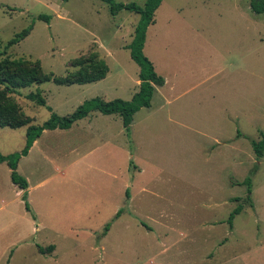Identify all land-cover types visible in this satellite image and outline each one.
<instances>
[{
  "label": "rangeland",
  "instance_id": "rangeland-1",
  "mask_svg": "<svg viewBox=\"0 0 264 264\" xmlns=\"http://www.w3.org/2000/svg\"><path fill=\"white\" fill-rule=\"evenodd\" d=\"M249 1H161L143 52L165 83L156 89L151 107L133 116V153L115 124L118 178L92 174L93 188L110 184L112 202L75 224L84 226L78 234L73 223L46 222L41 245L63 249L55 263L39 255L33 264H166L177 253L187 264H264V154L257 160L251 145L264 133V13L251 12ZM39 14L51 18L46 22ZM137 20L125 10L111 16L100 0H0V59L39 60L44 73L63 76L76 70L74 58L95 52L109 67L104 79L83 86L47 81L18 89L13 96L30 123H42L50 111L27 99L29 92L40 91L59 115L93 97L131 99L139 67L127 47ZM29 25L23 40L8 44ZM23 129H0L5 132L0 133L2 154L19 151L17 134ZM132 157L142 168L135 181L142 192H135L131 204L137 219L130 224L125 214L101 236L111 219L108 209L124 199L123 183H129L124 169ZM246 177L252 205L245 200L246 185L238 184ZM88 185L80 180L57 193L76 204L95 203L100 192L90 195L80 187ZM238 204L242 210L230 224ZM162 245L168 248L159 253Z\"/></svg>",
  "mask_w": 264,
  "mask_h": 264
},
{
  "label": "crops",
  "instance_id": "crops-1",
  "mask_svg": "<svg viewBox=\"0 0 264 264\" xmlns=\"http://www.w3.org/2000/svg\"><path fill=\"white\" fill-rule=\"evenodd\" d=\"M136 83H139L138 79H136ZM97 119L100 122H97ZM119 119L121 118L116 114L92 112L89 116L74 122L67 129H44L40 136L33 141L28 152L17 161L16 170L26 179V188H20L15 184L11 179V169L8 164L5 161L0 162V264H33L38 261L39 255H43L49 262L55 263V259L58 257H55V254H59L63 249L60 245L57 246L54 243L44 245V247L53 245L52 253H40L37 249V245L43 246L41 242L46 240L44 236L45 227H47L46 222L58 220L73 223L74 233L78 234L84 226L75 224L87 220L92 211L101 212L98 209L99 207L112 202L110 199L112 194L110 184L105 183L102 188H93L92 180L95 178V174L103 175V178L108 181L109 179L118 178L120 167L117 158H115V153L118 152L115 145H113L114 137L117 136L115 124L117 131H121L122 137L125 134L122 120V127L119 128ZM23 127H25V130L23 129L17 134L18 142L15 145L17 151L21 150L25 144L26 126ZM3 131L0 130V133H5ZM132 160L136 167L130 170L128 163L127 170L124 169V175L127 171L129 183H126V181L123 183L125 189L123 190L124 199L122 204L116 205L115 203L108 209L107 215L111 217L108 222H111V225L105 235L111 232L114 222H117L120 218L125 219V214L128 215L127 222L130 224L135 223L137 219L131 204L135 200V192L137 194L142 192V186L135 182L138 172H141L142 168L134 157H132ZM92 174L95 175L93 178ZM82 176H85V178L81 179ZM80 180H84L89 184L80 187H83L90 195H92L93 190L100 192V194H97L99 198L95 200V203L90 199L76 204L70 198L69 200L66 196L60 197L58 195L57 191L60 188L68 190ZM23 194H26L27 202L36 219L25 208ZM125 205H128V208H125ZM121 208L123 211L118 214L117 218L113 219ZM141 223L146 224L143 221H140ZM48 227L52 229L51 225H48ZM180 235L182 234H178V236ZM101 244L102 242H100L99 247L103 251V245ZM166 248H168V245H162L159 253H164ZM181 254H183V251ZM179 255L180 253L169 256L165 260L166 264H187L186 257L179 260L178 257H175ZM153 256H155V253ZM153 258L150 257V259ZM148 262L153 263L149 260Z\"/></svg>",
  "mask_w": 264,
  "mask_h": 264
},
{
  "label": "trees",
  "instance_id": "trees-1",
  "mask_svg": "<svg viewBox=\"0 0 264 264\" xmlns=\"http://www.w3.org/2000/svg\"><path fill=\"white\" fill-rule=\"evenodd\" d=\"M107 5L108 12L111 16L117 15L120 11L125 10L138 15V20L134 27L133 39L128 45L130 57L138 65V90L132 95L131 99L124 100L121 98H113L105 100L101 97H93L84 100L73 111L66 115H59L55 113L52 108L46 104L45 97L40 91L29 92L25 97L34 103L46 106L50 111L49 117L40 124H31V119L22 113L21 107L15 100L13 94L20 88L29 87L34 84L52 81L57 85H72V84H87L99 81L106 77L109 67L106 61L97 56L95 52L87 56H79L71 61V66L76 67V70L67 72L63 76H57L53 73H44L41 69L39 60L29 62L23 58H10L5 55L0 59V128L7 127L16 129L26 126L25 144L21 150L14 153L2 154L0 152V162H6L11 169V179L20 188L27 187L26 179L21 176L16 168L17 161L22 155H25L31 147L33 141L40 136L44 129H67L74 122L89 116L92 112H100L102 114H116L118 115L124 125L125 133L129 139L130 148L132 152L131 142V123L134 114L142 107H150L151 100L155 93L156 87L162 86L165 79L158 74L154 68L151 60L144 54L143 48L146 38V31L149 25L155 22L154 15L156 9L159 7L162 0H144L142 4L134 1L122 2L117 0H100ZM250 11L255 14L264 13V0H250ZM38 19L48 22L50 15L39 14ZM32 29L29 25L20 30L8 44H16L23 40ZM239 134V133H238ZM252 149L257 160L261 159L264 154V133L261 134L258 140L251 141ZM130 152V154H131ZM136 167L133 164L132 158L129 160V168ZM238 184L246 185L247 195L245 200L252 205L251 202V179L246 177ZM126 190V195H127ZM25 208L31 212V215L36 219L32 212L26 194H23ZM233 200L238 201L235 197ZM242 210V204H238L229 214L228 222L231 224L235 214ZM123 209H119L114 218ZM111 222L104 225L101 236H104L109 230ZM40 253H47L53 250V245L40 246L37 245Z\"/></svg>",
  "mask_w": 264,
  "mask_h": 264
}]
</instances>
